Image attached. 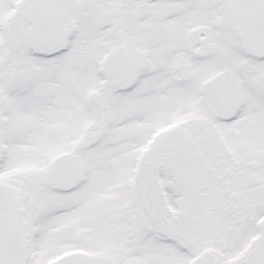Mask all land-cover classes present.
<instances>
[{
    "label": "snow or ice",
    "instance_id": "1",
    "mask_svg": "<svg viewBox=\"0 0 264 264\" xmlns=\"http://www.w3.org/2000/svg\"><path fill=\"white\" fill-rule=\"evenodd\" d=\"M0 264H264V0H0Z\"/></svg>",
    "mask_w": 264,
    "mask_h": 264
}]
</instances>
